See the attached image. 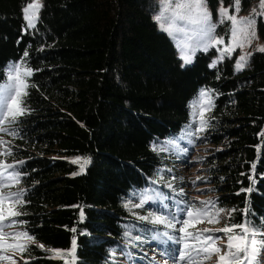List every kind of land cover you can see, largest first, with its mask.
Wrapping results in <instances>:
<instances>
[{
    "label": "trees",
    "instance_id": "1",
    "mask_svg": "<svg viewBox=\"0 0 264 264\" xmlns=\"http://www.w3.org/2000/svg\"><path fill=\"white\" fill-rule=\"evenodd\" d=\"M257 1L240 0V6L247 10ZM29 2L0 0V84L21 60L33 70L22 105L28 111L14 124H0L9 129L0 131V164L15 165L3 176L20 175L19 183L0 187V195L24 190L26 202L17 209L26 214L3 221V231L35 237L27 252L13 257L16 264H62L47 250H68L73 237L76 264H185L176 259L182 245L163 236L180 233L139 219L149 212L171 219L177 202L203 207L201 201H215L210 211L225 210L219 223L205 220L190 231L240 224L245 208L264 231V52H253L242 71L235 70V55L211 67L215 49L197 52L181 67L173 40L153 19L157 0H42L36 26L26 30L22 9ZM207 4L217 17L220 0ZM229 26L217 30L227 41ZM257 29L264 40L261 17ZM201 89L212 90L214 107L205 113L207 130L191 137L193 146L181 136ZM170 140L175 147L165 144ZM153 144L167 150L153 151ZM75 157L91 160L81 175H73ZM190 167L204 169L202 179L186 174ZM202 181L212 195L197 200L192 192ZM247 188L252 191H241ZM148 196L142 208L133 207ZM226 243L218 241L222 252ZM260 259L264 264V252Z\"/></svg>",
    "mask_w": 264,
    "mask_h": 264
},
{
    "label": "snow or ice",
    "instance_id": "2",
    "mask_svg": "<svg viewBox=\"0 0 264 264\" xmlns=\"http://www.w3.org/2000/svg\"><path fill=\"white\" fill-rule=\"evenodd\" d=\"M223 0H220V6L217 9L218 23H229V44L220 50L219 60L225 58V54L229 57L235 51L236 48L243 49L244 47H250L254 39H258L256 35V19L250 17H238L240 12V0H232V7L224 8ZM42 4L37 0H30L26 7L22 9L24 13V19L27 21L26 30L34 28L36 21L39 18V11L42 8ZM260 8L264 10V0H261ZM255 11V10H254ZM259 15H264V11ZM154 19L157 21L161 31L166 32L173 40L177 52L178 58L182 61L181 67H185L193 63L195 59L196 51L202 50L207 52L210 47H216L224 44L223 37H215V32L218 24L212 22V13L207 7V0H162V10L159 15H156ZM177 20L185 21L189 25L194 26V31L189 33L187 29L180 27L176 24ZM183 33V39L177 34ZM197 40V46H193L192 41ZM256 51L264 52V46H260ZM28 53L25 52L24 56L27 57ZM252 53L241 54L236 63L235 70L242 71L248 64ZM211 67H216V62H213ZM33 74V70L28 68L25 61L21 60L15 64L9 66L6 74V82L0 84V124L4 123H16L18 117L23 116L28 109L23 107V97L27 95V79ZM13 101H15V107H13ZM190 114L192 117L191 123L188 126V130L185 131L181 139L188 137V143L195 145V140L200 139V133L207 130L209 126V119L205 113L210 112L214 107L212 99L211 89H201L198 97L194 101L190 102ZM10 117V119H9ZM192 124H196L197 127L192 130ZM0 131L9 132L6 127H0ZM11 135L16 136L18 132L11 131ZM5 143L0 141V144ZM165 144H171L175 147V141H166ZM153 151H166L167 148L153 144ZM183 151H187L184 149ZM4 154L11 155V151L7 150ZM22 163V162H21ZM71 163L77 164L79 170L74 172L73 175H81L86 171L87 165L91 163L90 158L75 157L71 160ZM15 165L12 164H0V187H10L12 183H19L20 175L18 172H11L6 177L3 176L4 172L9 169H14ZM255 169L256 163L251 164L252 175L249 179L252 183H255ZM197 180L202 177H197ZM10 183H4V181ZM168 187H172L170 184ZM242 192L250 193L252 188L241 189ZM183 195V190L180 192ZM160 194H157L159 197ZM239 195V193H237ZM24 190L17 193H9L7 195H0V260L10 261L11 264H16L14 256L17 253L23 254L28 251L29 243H34L35 237L29 235L26 231L5 233L3 231V221L18 217L26 214L17 210L20 206L26 202L23 199ZM166 198V197H165ZM152 199L151 196L144 197L140 202L133 207L142 208L144 204ZM178 214L173 215L171 219L167 215H156L153 212H149L148 215L141 216L139 219L149 221L152 224L165 225L169 229H173L180 233L179 236H169L167 232L163 233L164 237L173 241L176 244H181L182 249L179 251L176 259L185 264H203V261L211 260L213 255L218 257L217 264H261V253L264 252V231H261L257 227L251 224V221L247 219L248 209L242 210V215L245 219L240 224H226L225 227L219 229H196L190 231L189 228L195 229L196 223H202L205 220L210 223H219L221 213H224L223 208L216 209L214 212L210 209H215V201H201L203 207H197L194 203H185L183 207H179ZM8 205L7 211H5V205ZM126 208L129 204L124 205ZM167 207L166 205L164 206ZM236 209H232L228 216L235 212ZM183 215V219L179 216ZM81 216H83V210H81ZM195 216V220L193 217ZM24 223L23 221L12 220V224ZM177 224L180 225L177 228ZM72 231H75L73 229ZM220 232L224 233V237L211 235L209 233ZM128 235V233H125ZM158 238V237H156ZM12 242L9 243L8 240ZM136 239H139L137 237ZM226 239L227 243L222 247L218 246V241ZM42 250L44 245H37ZM49 258L59 259L62 264H76V239L73 237L71 248L68 250H47ZM11 252L12 255H6L3 253ZM23 259V255H21ZM27 264V261H25Z\"/></svg>",
    "mask_w": 264,
    "mask_h": 264
},
{
    "label": "rangeland",
    "instance_id": "3",
    "mask_svg": "<svg viewBox=\"0 0 264 264\" xmlns=\"http://www.w3.org/2000/svg\"><path fill=\"white\" fill-rule=\"evenodd\" d=\"M38 3L40 4H43L42 0H37ZM260 4H261V0L260 1H257L255 3H253L247 10H242L241 6H240V12L238 14V17H254L256 19V25H255V28H256V35L258 37V39H254L252 41V44L250 47H244L243 49H240V48H236L235 51L232 53L231 56H236V61L238 59V57L241 55V54H244V53H253L256 51V49L260 46H264V40H262L260 37H259V34H258V29H257V22H258V19L261 17L263 20H264V15H259L260 12L264 11L260 8ZM207 7L209 9V6L207 4ZM224 8H230L232 7V5L230 6H223ZM41 10V9H40ZM162 10V0H157V2L155 3V10L153 12V19L156 15H159L160 12ZM210 10V9H209ZM255 10V11H254ZM40 13V11H39ZM212 13V12H211ZM39 19V18H38ZM38 21V20H37ZM36 21V23H37ZM154 21L157 23V21L154 19ZM27 22V21H26ZM212 22L213 23H216L218 24V26L216 27L215 29V32L213 33V35L215 37H220L218 36L217 34V30L219 28V26L221 24L218 23V16L217 17H214L213 14H212ZM158 24V23H157ZM176 24L179 25L180 27L182 28H185L187 29V31L189 33H191L192 31H194V26L193 25H189L187 24L185 21H181V20H177L176 21ZM159 26V25H158ZM181 39H183V33H178L177 34ZM230 39V38H229ZM224 40V44L222 45H218L216 47H210L209 50L211 49H215L217 51V56L215 57L214 61L213 62H216V65H218L219 62H221V60H219V56H220V50L223 49L225 46H227L229 44V40L227 41L225 38H223ZM193 43V46H197L198 44V41L197 40H193L192 41ZM199 51H202V50H198L196 51L199 52ZM227 54H225V57H226ZM225 59V58H224ZM223 59V60H224ZM222 60V61H223ZM213 64V63H212ZM205 171L204 169H199L198 170V167H190L189 171L186 173L188 174L190 177H197V176H200L201 174H203ZM202 183L204 184H207L206 181H202V182H199V183H195L196 186L194 187V190L192 192V196H194L197 200H199L198 198H200L201 200H204V198L206 197H209L212 195V192L211 191H206L207 189H202V187H205L203 185H201ZM211 194V195H210ZM201 204V203H200ZM218 259V257L216 258V260ZM2 264H8L7 262H3ZM217 264V261L216 263Z\"/></svg>",
    "mask_w": 264,
    "mask_h": 264
}]
</instances>
